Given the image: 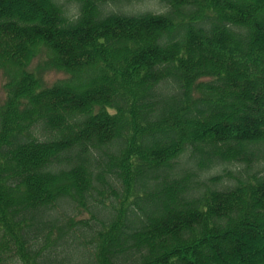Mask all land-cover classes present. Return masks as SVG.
<instances>
[{
	"label": "trees",
	"instance_id": "1",
	"mask_svg": "<svg viewBox=\"0 0 264 264\" xmlns=\"http://www.w3.org/2000/svg\"><path fill=\"white\" fill-rule=\"evenodd\" d=\"M143 1L0 0V264H264V0Z\"/></svg>",
	"mask_w": 264,
	"mask_h": 264
},
{
	"label": "rangeland",
	"instance_id": "2",
	"mask_svg": "<svg viewBox=\"0 0 264 264\" xmlns=\"http://www.w3.org/2000/svg\"><path fill=\"white\" fill-rule=\"evenodd\" d=\"M162 7L163 6L159 4L156 0H147V1L145 0L143 2H139L132 6L126 7V9L127 10L132 9L133 11H141V10H146V9L161 11V10H164V8L162 9ZM33 65H35V63H33ZM62 76H64V73L60 71H56V70H50L44 73V77L48 84L52 83L55 79L62 77ZM4 82H5V78L3 74L0 72V102H3L5 98V91L3 87ZM228 167L236 169V167H231L230 165ZM226 182H232V180L229 179V180H226ZM80 214L81 216H84V217H90L89 213L86 211H81Z\"/></svg>",
	"mask_w": 264,
	"mask_h": 264
}]
</instances>
